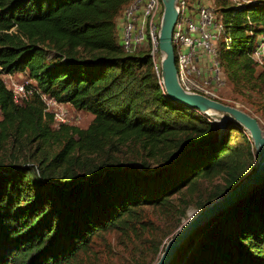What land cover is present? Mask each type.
Here are the masks:
<instances>
[{
	"label": "trees",
	"instance_id": "1",
	"mask_svg": "<svg viewBox=\"0 0 264 264\" xmlns=\"http://www.w3.org/2000/svg\"><path fill=\"white\" fill-rule=\"evenodd\" d=\"M133 1L0 0V264H152L189 208L251 168L239 123L219 134L165 93L147 51L119 43ZM213 3L230 95L264 110V65L250 57L264 0ZM17 74L37 94L15 100L3 76ZM38 93L92 117L57 122ZM170 264H264V181L191 233Z\"/></svg>",
	"mask_w": 264,
	"mask_h": 264
},
{
	"label": "built area",
	"instance_id": "2",
	"mask_svg": "<svg viewBox=\"0 0 264 264\" xmlns=\"http://www.w3.org/2000/svg\"><path fill=\"white\" fill-rule=\"evenodd\" d=\"M232 4H244L251 0H229ZM206 2V3H205ZM205 3V4H204ZM178 17L172 32L175 65L180 85L191 91L217 97L215 84L221 82V70L216 59L222 24L210 0H177ZM162 13L161 0H134L120 15L122 21V47L126 52L147 51L159 84L161 54L158 31ZM250 57L264 65V35H260ZM14 98L32 97L37 91L24 82L11 84ZM45 108L53 109L57 122L67 119L63 103L44 93H38ZM216 99V98H215Z\"/></svg>",
	"mask_w": 264,
	"mask_h": 264
},
{
	"label": "water",
	"instance_id": "3",
	"mask_svg": "<svg viewBox=\"0 0 264 264\" xmlns=\"http://www.w3.org/2000/svg\"><path fill=\"white\" fill-rule=\"evenodd\" d=\"M162 13L158 31V44L161 54L160 76L165 93L174 101L191 108H197L210 117L214 124H224L233 120L239 123L250 135L254 148V162L236 184L218 195L204 206L197 208L164 241L153 264H170L181 244L198 227L217 215L224 208L242 199L254 187L264 181V129L259 119L247 110L212 98L197 91L183 88L177 76L172 32L178 17L177 0H161Z\"/></svg>",
	"mask_w": 264,
	"mask_h": 264
},
{
	"label": "rangeland",
	"instance_id": "4",
	"mask_svg": "<svg viewBox=\"0 0 264 264\" xmlns=\"http://www.w3.org/2000/svg\"><path fill=\"white\" fill-rule=\"evenodd\" d=\"M196 2H199V0H196ZM210 2H211V5L213 6V8L215 10L213 0H210ZM234 5H238V4H234ZM122 25H123L122 21L120 20V17H119L117 27H118V36H119V43L120 44H122V37H123V34L121 32ZM222 32L220 33V39L222 37ZM257 64L259 66H262L259 63H257ZM3 77H4V80H5V83L9 87L11 86V84L13 82H19V81H22L25 78L23 74H17V75H13V76H10V77H7V76L4 75ZM213 86H214V89H215L216 94H217V97H215L216 99H219V100H221L223 102H226V103L235 104V105L247 110L248 112H250L251 114L255 115L259 119V121H260V123H261V125H262V127L264 129V110L255 109V108H253V107H251V106H249L247 104L246 105L243 104V102H241L240 100H236L235 98H233V96L230 95V89H229L230 87L226 85L225 77H224L223 74L221 76V82H219L218 84H215ZM65 108L67 110V117H68L67 118V122H69V123L76 124V125H79V126H86L88 121L92 117L90 112H88L86 110H83V109L75 108V107H73L70 104H67V106ZM214 125H215L216 131L219 134H221L225 130V125L224 124H220V125L214 124ZM237 140H238V137L234 141H237ZM217 179L218 178H216L215 180H217ZM194 210H196L195 207L189 208L187 210L186 217H184L182 219V221L185 220L190 215V213H192ZM108 237L112 239V236L110 234L108 235ZM153 262H152V264H153Z\"/></svg>",
	"mask_w": 264,
	"mask_h": 264
}]
</instances>
